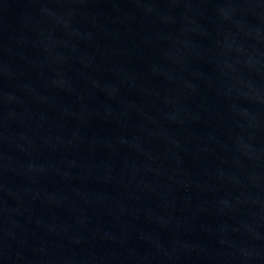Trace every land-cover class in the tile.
<instances>
[{
  "label": "water",
  "instance_id": "water-1",
  "mask_svg": "<svg viewBox=\"0 0 264 264\" xmlns=\"http://www.w3.org/2000/svg\"><path fill=\"white\" fill-rule=\"evenodd\" d=\"M0 264H264V0H0Z\"/></svg>",
  "mask_w": 264,
  "mask_h": 264
}]
</instances>
